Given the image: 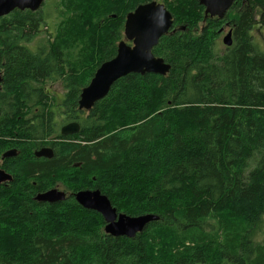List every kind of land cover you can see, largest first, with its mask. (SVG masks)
<instances>
[{"label": "trees", "instance_id": "obj_1", "mask_svg": "<svg viewBox=\"0 0 264 264\" xmlns=\"http://www.w3.org/2000/svg\"><path fill=\"white\" fill-rule=\"evenodd\" d=\"M149 1L45 0L0 16V153L18 150L0 163L12 177L0 183V264H264V50L251 35L264 0H234L221 19L198 0H156L175 28L152 48L169 71L128 73L76 109L126 14ZM224 23L233 42L218 50ZM56 81L59 100L45 88ZM73 119L79 131L60 135ZM44 135L56 136L51 159L32 155ZM56 183L71 194L34 199ZM81 189L158 218L111 236L74 200Z\"/></svg>", "mask_w": 264, "mask_h": 264}, {"label": "water", "instance_id": "obj_2", "mask_svg": "<svg viewBox=\"0 0 264 264\" xmlns=\"http://www.w3.org/2000/svg\"><path fill=\"white\" fill-rule=\"evenodd\" d=\"M234 0H199L204 6L205 15L221 18ZM44 0H0V16L5 15L15 8L20 10H37ZM172 25V15L163 4L150 1L139 4L133 11L127 13L124 22V39L117 44L116 54L103 62L95 70L89 83L82 88L79 95L78 107L89 110L99 99L106 96L111 85L120 77L128 73L145 72L166 74L170 64L163 58L156 57L152 48L159 38L168 32ZM130 41V43H127ZM222 42L226 46L232 44L231 32L223 36ZM79 126L76 122H70L61 127V134L66 135L77 132ZM16 150L10 149L4 152L6 156H14ZM37 156H52V149L42 148L35 152ZM12 177L0 168V182L10 180ZM80 204L88 209H93L105 220L104 232L111 236L134 237L142 231L148 223L158 218L154 213L130 216L116 210L108 197L98 189H85L74 193ZM64 192L53 188L35 196L36 201L55 202L63 198Z\"/></svg>", "mask_w": 264, "mask_h": 264}, {"label": "rangeland", "instance_id": "obj_3", "mask_svg": "<svg viewBox=\"0 0 264 264\" xmlns=\"http://www.w3.org/2000/svg\"><path fill=\"white\" fill-rule=\"evenodd\" d=\"M50 1H52V2H54V0H48V2H50ZM44 2H45V0H44ZM43 2V3H44ZM47 2V1H46ZM42 3V4H43ZM47 8V7H46ZM46 8L44 7V12L43 13H53V11H51V9L50 8H47V10H46ZM51 11V12H50ZM56 15V14H55ZM54 15V16H55ZM54 21H56V19H54ZM52 23V22H51ZM53 25H55L56 23H52ZM48 26H46V28H47ZM222 27H225V28H227V26H224V25H222ZM221 30V27H219L218 28V31H220ZM226 30V29H225ZM47 32H50V33H52L53 31L52 30H50L49 29V31H41V32H39V34H38V39L39 40H42L43 42L45 41V38L48 36L47 34ZM227 33V31H223L222 33H221V35H219V37L217 38V40H216V45H217V48H218V50H221V49H223L224 47H228V46H226V45H224L223 43H222V38H223V36L225 35ZM251 35H252V39H253V41L256 43V45L260 48V49H263L264 50V30H261V29H259V28H257L256 26L252 29V31H251ZM93 76V75H92ZM91 79V78H90ZM48 88L49 90H50V92H51V96L52 97H55L56 99H60V97H62V95H63V92H64V90H63V88L61 87V85H59V82L58 81H56V82H46L45 83V88ZM104 98V97H103ZM102 98V99H103ZM101 100V99H100ZM76 109H77V111H80V110H78V107H76ZM87 112V111H86ZM60 189H62V188H60ZM149 224V222L144 226V228L147 226ZM263 230H264V228H263ZM261 237H263V236H259V238H261Z\"/></svg>", "mask_w": 264, "mask_h": 264}, {"label": "flooded vegetation", "instance_id": "obj_4", "mask_svg": "<svg viewBox=\"0 0 264 264\" xmlns=\"http://www.w3.org/2000/svg\"><path fill=\"white\" fill-rule=\"evenodd\" d=\"M156 1V0H155ZM158 2V1H157ZM161 3V2H160ZM164 5V4H163ZM167 9V8H166ZM168 10V9H167ZM203 10H204V8H203ZM225 15V14H224ZM204 17H206V16H204ZM213 17H216V16H213ZM213 17H211V18H213ZM224 17V16H223ZM222 17V18H223ZM217 18V17H216ZM219 19H221V18H219ZM225 25L224 26H227V28H225V27H222L221 26V30L219 31V35H221V33L223 32V31H231V39H232V42H233V37H232V35H233V31H232V26H229L227 23H224ZM172 25H173V20H172ZM172 25H171V28L169 29V31H175V28H172ZM184 27H181V29H183ZM177 29V28H176ZM226 29V30H225ZM71 121H74V122H77L78 123V121L76 120V119H73V120H70V121H67V122H64V123H62L61 125H60V127H59V133H60V129H61V127H62V125H64V124H66V123H68V122H71ZM79 124V123H78ZM77 133V132H76ZM76 133H72V134H67V135H62V136H70V135H73V134H76ZM61 135V134H60ZM46 135H44V137H45ZM44 137L42 138V145H39V144H35L34 146H33V148H32V155L33 156H35V152L36 151H38L39 149H41V148H50V149H52V156L50 157V158H47V157H44V156H37L38 158H44V159H51L52 157H53V155H54V149H53V146H52V142L53 141H55L56 140V136L55 135H48V136H46V138H45V140H44ZM36 143H39V141H36ZM10 149H14V150H17V148H15V147H9V149H7V150H10ZM6 150V151H7ZM18 151V150H17ZM5 152V151H4ZM4 152L3 153H0V163H1V161L3 160V159H5V158H8V157H12V156H6V155H4ZM36 157V156H35ZM73 165H74V163H73ZM0 168H2L1 166H0ZM3 169V168H2ZM4 170V169H3ZM7 172V171H6ZM12 179V178H11ZM10 179V180H11ZM10 180H5V181H2L3 183L4 182H7V181H10ZM1 183V182H0ZM52 188H57V189H59V190H62L63 192H64V194H65V196L66 195H69V194H71V193H67V191H65L64 189H60V188H63L59 183H56L55 184V187H49V188H47V189H45V190H43V191H46V190H48V189H52ZM43 191H36L35 192V195L37 194V193H39V192H43ZM78 191V190H77ZM76 192V191H75ZM74 193V192H73ZM72 193V194H73ZM34 195V196H35Z\"/></svg>", "mask_w": 264, "mask_h": 264}, {"label": "bare ground", "instance_id": "obj_5", "mask_svg": "<svg viewBox=\"0 0 264 264\" xmlns=\"http://www.w3.org/2000/svg\"><path fill=\"white\" fill-rule=\"evenodd\" d=\"M151 1H155V0H151ZM198 1H199V0H198ZM149 2H150V1H149ZM156 2H157V1H156ZM233 2H234V1H233ZM233 2H232V3H233ZM146 3H147V2H146ZM158 3H160V2H158ZM143 4H144V3H143ZM161 4H163V3H161ZM199 4H200V3H199ZM201 5H202V4H201ZM137 6H138V5H137ZM202 6H203V5H202ZM230 6H231V5H230ZM230 6H229V7H230ZM164 7H165V6H164ZM165 8H166V7H165ZM203 8H204V6H203ZM15 9H18V8H15ZM228 9H229V8H228ZM228 9H227V10H228ZM13 10H14V9H13ZM13 10H12V11H13ZM19 10H20V9H19ZM227 10H226V11H227ZM132 11H133V10H132ZM10 12H11V11H10ZM10 12H9V13H10ZM130 12H131V11H130ZM203 13H204V11H203ZM225 13H226V12H225ZM225 13H224V14H225ZM7 14H8V13H7ZM5 15H6V14H5ZM126 15H127V14H126ZM204 16H208V17H210V18L213 17V16H210V15H205V13H204ZM215 16H216L217 18H219L217 15H215ZM223 16H224V15H223ZM223 16H222V17H223ZM222 17H221V18H222ZM125 18H126V16H125ZM124 22H125V21H124ZM170 28H171V27H170ZM170 28H169V29H170ZM123 30H124V27H123ZM168 31H169V30H168ZM227 32H228V31H227ZM230 32H231V31H230ZM167 33H168V32H167ZM165 34H166V33H165ZM226 34H227V33H226ZM226 34H225V35H226ZM163 35H164V34H163ZM122 39H124V34H123V38H122ZM122 39H121V40H122ZM126 42H127V43H130V41H127V40H126ZM222 43H223V42H222ZM96 69H97V68H96ZM94 72H95V71H94ZM145 73H146V72H145ZM93 74H94V73H93ZM143 74H144V73H143ZM91 78H92V77H91ZM89 81H90V80H89ZM88 83H89V82H88ZM88 83H87V84H88ZM87 84H86V85H87ZM86 85H85V86H86ZM85 86H84V87H85ZM81 90H82V89H81ZM80 93H81V92H80ZM107 94H108V93H107ZM107 94H106V95H107ZM78 100H79V99H78ZM99 100H100V99H99ZM97 101H98V100H97ZM93 105H94V104H93ZM93 105H92V106H93ZM77 107H78V101H77ZM91 108H92V107H91ZM91 108H90V109H91ZM90 109H89V110H90ZM78 110L89 111V110H85V109H80L79 107H78ZM71 122H74V121H71ZM68 123H70V122H68ZM68 123H66V124H68ZM76 123H77V122H76ZM66 124H64V125H66ZM77 124H78V123H77ZM64 125H62V126H64ZM78 126H79V124H78ZM60 130H61V129H60ZM78 131H79V130H78ZM78 131H77V132H78ZM73 133H76V132H73ZM60 134H61V132H60ZM70 134H72V133H70ZM61 135H62V134H61ZM66 135H67V134H66ZM41 149H42V148H41ZM39 150H40V149H39ZM39 150H38V151H39ZM36 152H37V151H36ZM34 154H35V153H34ZM35 156H36V155H35ZM44 157H46V156H44ZM50 157H51V156H50ZM50 157H47V158H50ZM52 189H53V188H52ZM52 189H48V190H46V191L39 192V193H37L36 195H38V194H42V193H45V192L50 191V190H52ZM83 190H85V189H81V190H78V191H83ZM76 192H77V191H76ZM74 193H75V192H74ZM74 193H73V198H74V200H75L80 206H82V205L80 204V202H78V200L76 199V196H75ZM36 195H35V196H36ZM35 196H34V199H35ZM64 198H65V194L63 195V198H62L61 200H63ZM61 200H58V201H61ZM39 202L52 203V202H48V201H39ZM82 207H83V206H82ZM84 208H85V207H84ZM85 209H88V208H85ZM90 210H93V209H90ZM149 214H151V213H149ZM142 215H144V214H142ZM102 218H103V217H102ZM155 220H157V219H155ZM103 221H104V223H105L104 218H103ZM153 221H154V220H153ZM105 224H106V223H105ZM104 226H105V225H104ZM142 229H144V227H143Z\"/></svg>", "mask_w": 264, "mask_h": 264}]
</instances>
